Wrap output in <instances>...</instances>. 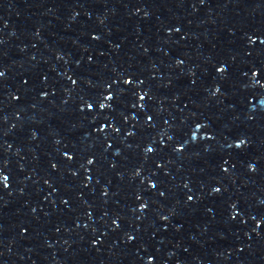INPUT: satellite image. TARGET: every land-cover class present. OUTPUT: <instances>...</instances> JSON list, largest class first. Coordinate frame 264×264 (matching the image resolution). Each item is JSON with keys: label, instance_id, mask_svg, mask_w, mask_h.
I'll return each instance as SVG.
<instances>
[{"label": "snow or ice", "instance_id": "1", "mask_svg": "<svg viewBox=\"0 0 264 264\" xmlns=\"http://www.w3.org/2000/svg\"><path fill=\"white\" fill-rule=\"evenodd\" d=\"M243 143V142H242Z\"/></svg>", "mask_w": 264, "mask_h": 264}]
</instances>
